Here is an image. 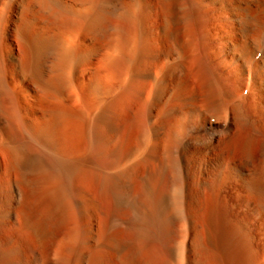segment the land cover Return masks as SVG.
Returning a JSON list of instances; mask_svg holds the SVG:
<instances>
[{"label": "bare ground", "instance_id": "obj_1", "mask_svg": "<svg viewBox=\"0 0 264 264\" xmlns=\"http://www.w3.org/2000/svg\"><path fill=\"white\" fill-rule=\"evenodd\" d=\"M0 264H264V0H0Z\"/></svg>", "mask_w": 264, "mask_h": 264}, {"label": "rangeland", "instance_id": "obj_2", "mask_svg": "<svg viewBox=\"0 0 264 264\" xmlns=\"http://www.w3.org/2000/svg\"><path fill=\"white\" fill-rule=\"evenodd\" d=\"M177 240H178V241H179V240H181V237H178V239H177ZM171 261H172V260H171ZM171 261H170V263H173V261H172V262H171Z\"/></svg>", "mask_w": 264, "mask_h": 264}]
</instances>
